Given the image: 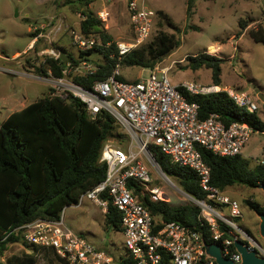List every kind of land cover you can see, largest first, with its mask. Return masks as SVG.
Returning a JSON list of instances; mask_svg holds the SVG:
<instances>
[{"label":"built area","instance_id":"built-area-1","mask_svg":"<svg viewBox=\"0 0 264 264\" xmlns=\"http://www.w3.org/2000/svg\"><path fill=\"white\" fill-rule=\"evenodd\" d=\"M128 10L133 36L116 42L120 59L150 41L157 15L145 0H129ZM98 17L105 21V12H98ZM67 31H70V45L78 53L102 45V38L86 36L72 29L65 16L56 21L51 18L32 25V39L23 53L40 43L45 45L39 50L45 61L47 58L63 59L65 53L69 60L62 69V75H56L49 65L42 74L22 71L9 64L1 65L0 71L42 80L49 85L53 95L62 98L71 95L82 102L90 118L96 119L99 113L105 112L122 126L133 148L127 150L105 142L101 152V162L107 164L105 179L84 192L72 206L79 208L90 200L106 214L112 204L121 214L126 252L115 256L71 229L65 223L66 208L58 220L39 218L12 229L6 237L20 232L23 241L53 248L68 264H124L122 256L131 258L133 264H218L207 254L202 231L177 221H159L141 202L140 196L145 195L156 201L169 202L166 192L156 185V180L166 178L173 187H177L156 161L151 151V145H154L174 163L197 173L206 197L196 198L184 192L187 200L199 208L201 225L208 226L213 239L210 243L218 244L224 257L237 264L243 258L236 241H242L249 250L264 257V243L241 223L240 202L212 184L211 168L200 151V148H205L218 156L235 157L242 154L243 147L256 131L246 122L226 123L218 113L206 118L200 116L199 104L190 101L187 95L218 92V86L207 87L190 82L174 84L168 70L158 66L147 69L149 74L141 76L138 81H130L125 79L121 64L117 63L106 79L88 87L74 77L93 74L99 67L86 59L70 62V55L83 57L69 54L56 45ZM21 54L13 58L2 56V59L10 62ZM227 92L238 106L249 112L259 111L257 102L247 94L233 90ZM257 164L264 165V156ZM130 181L139 184L138 194L129 187Z\"/></svg>","mask_w":264,"mask_h":264},{"label":"trees","instance_id":"trees-1","mask_svg":"<svg viewBox=\"0 0 264 264\" xmlns=\"http://www.w3.org/2000/svg\"><path fill=\"white\" fill-rule=\"evenodd\" d=\"M68 2L76 4L84 16L78 31L86 36L98 34L102 38V45L78 53L83 58L70 55V62L73 63L81 59L89 60L97 52L104 55L103 61L96 62L99 67L97 72L74 77L88 87L106 79L117 63L124 67L154 69L182 44L176 34L160 30L140 49L120 59L114 37L105 29L104 21L90 9L94 0ZM195 6L196 0L188 1V18L192 17ZM240 27L242 30L238 36L243 34L247 24L241 21ZM250 35L256 42L264 44V23L250 30ZM187 61L186 69H211L214 85L221 87L224 58L204 51L188 56ZM47 65L56 75H62V69L68 64L63 59L47 58L37 68L38 72L45 73ZM187 96L190 101L199 104L202 118L218 113L226 123L246 122L256 131L264 132V121L258 112H249L238 106L227 91ZM121 127L108 113L101 112L96 119H92L78 99L71 95L62 98L52 93L13 112L0 123V258L11 244L23 243L27 247H34V251L15 254L7 260V264H35L39 254H42L46 264H68L53 248L23 241L20 232H13L8 237L6 235L12 229L39 218L60 219L65 208L75 205L84 192L102 182L107 172V164L101 162L103 145L110 139L124 141L126 135L120 132ZM151 151L166 175L174 177L186 193L196 198L206 197L193 169L174 163L154 145H151ZM200 151L211 168L212 184L220 190L226 191L240 184L264 186V165H252L242 154L227 157L218 156L205 148H200ZM129 187L134 188L137 194L141 189L133 181H130ZM140 200L157 220L177 221L197 228L202 231L206 242H212L208 226L201 225L199 208L191 201L174 206L170 202L156 201L150 195L140 196ZM247 203L255 212L264 213V206L250 200ZM110 208V212L105 214L106 225L123 232L121 214L112 204ZM122 262L133 264L131 258L124 256Z\"/></svg>","mask_w":264,"mask_h":264},{"label":"rangeland","instance_id":"rangeland-1","mask_svg":"<svg viewBox=\"0 0 264 264\" xmlns=\"http://www.w3.org/2000/svg\"><path fill=\"white\" fill-rule=\"evenodd\" d=\"M189 0H145V4L156 11V18L152 36L161 30L174 33L181 39V46L160 61L157 66L168 70V75L174 84L190 82L207 87L215 86L212 70L201 68L193 71L186 69L187 57L201 52H208L225 59L222 64L220 90H233L245 93L259 105L258 114L264 121V44L256 42L250 35V30L258 28L264 23V0H196L192 17H187ZM129 0H94L90 9L98 16V12H105V29L115 41L128 40L133 36ZM66 17L72 29L78 28L84 19L76 4L68 0H0V66L4 60L2 56L13 58L16 52L22 54L12 63L14 68L34 74L45 61L39 55L43 43L27 50L32 39V25L45 22L51 18L55 21ZM247 24L243 34L240 22ZM101 38L98 34L92 35ZM65 48L69 54L78 55L70 45V31L60 36L56 44ZM211 47H216L214 52ZM104 55L94 53L89 63L96 64L104 60ZM87 60V59H86ZM125 79L135 81L141 76L149 74L147 69L140 67H124L121 65ZM51 93L49 85L44 81L25 75H15L0 71V123L10 113L22 108V104L29 105L40 97ZM122 128V127H121ZM119 129L126 135L124 141L108 140L124 149L133 148V144L124 129ZM134 150L136 148L134 147ZM242 156L255 165L264 156V134L255 131L242 149ZM177 185L173 187L168 179L156 180V185L166 192L169 202L174 206L187 203V196L183 188L174 177H170ZM226 193L240 202L243 217L242 225L264 243L260 235L261 219L251 209L247 200L264 206V189L247 185L229 187ZM65 223L74 231L85 236L91 243L111 251L115 256L126 252L123 233L106 225L105 213L92 201L86 200L79 207H69L65 211ZM34 247H27L23 243H14L8 247L4 256L0 258L2 264L15 254L31 253ZM35 264H46L42 254H39Z\"/></svg>","mask_w":264,"mask_h":264},{"label":"water","instance_id":"water-1","mask_svg":"<svg viewBox=\"0 0 264 264\" xmlns=\"http://www.w3.org/2000/svg\"><path fill=\"white\" fill-rule=\"evenodd\" d=\"M64 61H68V56L63 53L62 56ZM264 189V186H260ZM257 215L260 217L261 222L259 226L260 235L264 238V213L256 212ZM236 247L242 254V262L240 264H264V257H261L257 255L256 251H251L248 249L247 245L243 243L242 241H236ZM207 254L210 257H213L216 259L218 264H237L233 262L232 260L224 257L222 248L215 243H205Z\"/></svg>","mask_w":264,"mask_h":264},{"label":"crops","instance_id":"crops-1","mask_svg":"<svg viewBox=\"0 0 264 264\" xmlns=\"http://www.w3.org/2000/svg\"><path fill=\"white\" fill-rule=\"evenodd\" d=\"M29 44H30V43H29ZM29 44H28V47H29ZM28 47H27V48H28ZM215 48H216V47H215ZM216 49H217V48H216ZM24 51H25V50H24ZM20 53H21V52L18 51V52L15 53L14 56H17V55L20 54ZM14 62H15V61H10V62L4 61L3 64H9L10 66L13 67L12 63H14ZM19 67H22V66H21V65H18V68H19ZM27 105H28V104H27ZM27 105L22 104L21 106H22V108H24V107L27 106ZM22 108H20V109H22ZM20 109H18V110H20ZM18 110H15V111H18ZM15 111H13V112H15ZM13 112H12V113H13ZM12 113H10V114L8 115V117H9ZM70 207H74V206H70ZM67 208H69V207H67ZM98 247H99V246H98ZM100 248H101V247H100Z\"/></svg>","mask_w":264,"mask_h":264},{"label":"bare ground","instance_id":"bare-ground-1","mask_svg":"<svg viewBox=\"0 0 264 264\" xmlns=\"http://www.w3.org/2000/svg\"><path fill=\"white\" fill-rule=\"evenodd\" d=\"M210 50H211L212 52H214V50H216V49H215V47H211ZM219 88H220V87H216L217 90H218Z\"/></svg>","mask_w":264,"mask_h":264}]
</instances>
